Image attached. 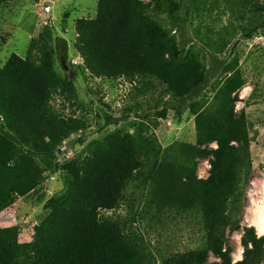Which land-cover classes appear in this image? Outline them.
I'll use <instances>...</instances> for the list:
<instances>
[{"label": "trees", "instance_id": "trees-1", "mask_svg": "<svg viewBox=\"0 0 264 264\" xmlns=\"http://www.w3.org/2000/svg\"><path fill=\"white\" fill-rule=\"evenodd\" d=\"M10 1L0 0V5ZM154 1L171 5V27L183 25L178 4ZM256 7L263 18L251 21L247 39L264 33V8ZM143 13L137 0H100L96 18L78 24L81 53L92 73L109 79L131 72L164 75L154 58L160 48L148 42L151 27ZM44 36H49L47 31ZM42 43L37 61L12 55L0 68V212L13 197L35 189L44 172H55L56 148L72 133L85 129L83 122L59 117L48 107L61 80L53 68L54 50L43 37ZM56 52L66 58L64 40L58 39ZM181 53L182 49L172 47L170 65ZM212 60L207 71L192 63L178 81L171 82L172 76L166 75L173 97L171 107L178 116L193 106L190 101L199 98L208 75H216L225 66L220 59ZM228 81L227 89L218 94L219 105L196 117L195 154L175 151L165 159L163 154L169 150L162 153L152 140L107 137L94 147L86 162L64 167L72 170V178L64 192L50 200L49 217L33 244H19L14 230L0 229V264H136L119 227L101 224L98 213L113 210L124 187L139 178L146 187H160L172 209L192 211L203 221L206 236L202 246L176 256L172 264H261L264 238L256 237L253 227L244 229L240 262L232 263L226 237V229L239 230L236 218L242 212L252 172L246 123L234 114L232 95L242 86L238 70ZM213 143L216 149L210 150ZM202 159H209L210 164L204 181L196 177L197 160ZM210 254L217 262H208Z\"/></svg>", "mask_w": 264, "mask_h": 264}, {"label": "rangeland", "instance_id": "rangeland-1", "mask_svg": "<svg viewBox=\"0 0 264 264\" xmlns=\"http://www.w3.org/2000/svg\"><path fill=\"white\" fill-rule=\"evenodd\" d=\"M137 1L151 27L148 42L160 48L154 58L165 70L163 76L131 72L109 79L91 72L81 53L78 24L96 18L100 0H12L0 5V68L12 55L37 61L43 37L54 50L53 68L61 80L48 107L59 117L74 118L85 125L56 148L55 172H44L35 189L13 197L0 212V229L14 230L19 244H33L49 217L50 200L60 196L72 178V170L64 167L86 162L94 147L107 137L152 140L162 153L169 150L163 154L165 159L175 151L195 154L196 117L219 105L218 94L227 89L228 80L238 70L242 86L232 95L234 114L246 123L252 172L242 212L236 218L239 230L226 229V237L232 263L240 262L244 229L253 227L256 237L264 238V233L258 235L264 224V33H255L250 39L245 36L251 21L263 18L255 7L264 8V0H173L180 6L177 14L184 21L178 29L170 25L169 3ZM58 39L66 42L65 59L56 52ZM172 47L182 49V53L170 65ZM213 58L225 66L216 75H208L199 98L190 101L193 106L178 116L171 107L173 97L166 75L172 76L171 82L178 81L192 63L207 71ZM209 149L215 150L216 144ZM197 165V179L206 180L209 159L197 160ZM98 220L119 227L136 264H172L176 256L202 246L206 236L200 217L195 218L192 211L172 209L161 188L146 187L142 178L130 181L116 207L99 211ZM208 262L217 260L210 254Z\"/></svg>", "mask_w": 264, "mask_h": 264}, {"label": "bare ground", "instance_id": "bare-ground-1", "mask_svg": "<svg viewBox=\"0 0 264 264\" xmlns=\"http://www.w3.org/2000/svg\"><path fill=\"white\" fill-rule=\"evenodd\" d=\"M259 226V224H257V227ZM264 233V224L260 225L259 229H258V235H261ZM237 258V257H236ZM239 258V257H238ZM238 260V259H237Z\"/></svg>", "mask_w": 264, "mask_h": 264}, {"label": "built area", "instance_id": "built-area-1", "mask_svg": "<svg viewBox=\"0 0 264 264\" xmlns=\"http://www.w3.org/2000/svg\"><path fill=\"white\" fill-rule=\"evenodd\" d=\"M46 11H48V8H46Z\"/></svg>", "mask_w": 264, "mask_h": 264}]
</instances>
